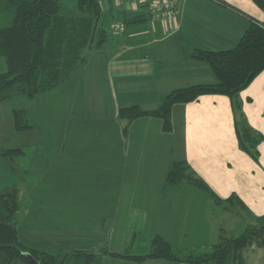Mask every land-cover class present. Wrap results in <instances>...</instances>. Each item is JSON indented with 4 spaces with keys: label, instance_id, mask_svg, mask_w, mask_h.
Segmentation results:
<instances>
[{
    "label": "crops",
    "instance_id": "0c3cea01",
    "mask_svg": "<svg viewBox=\"0 0 264 264\" xmlns=\"http://www.w3.org/2000/svg\"><path fill=\"white\" fill-rule=\"evenodd\" d=\"M105 7L107 15L115 16L125 29L91 51L73 74V82L79 80L87 89L81 93L88 96V104L75 105L73 110L86 112L77 115L80 119L88 118V112L100 120L107 108L113 115L112 125L96 127L88 121V129L81 134L86 142L105 144L103 150L86 151L83 158L91 173L89 203L108 205L111 213L107 215L113 221L105 236L107 217H88V236L96 242L81 251L105 249L104 254L110 255L106 258L117 261L114 264H172L163 259L135 262L112 254H124L127 239L135 238L138 231L148 238L159 235L177 248L194 249L200 245L194 240L207 233L216 235L214 245L223 236H231L227 228L237 225V219L248 225V221L252 224L264 216V69L238 94L242 114L262 136L257 159L239 146L228 96L206 94L174 104L169 131L162 129L159 117L127 122L118 116V110L132 105L155 109L174 89L214 83L210 66L191 58V52L233 48L251 21H264V13L252 0H181L176 19L161 23L151 21L145 7L134 0H113ZM108 86L112 88V105L96 103ZM110 128L115 130L114 139L105 134ZM80 133L81 128H75L73 137ZM114 141L115 151L110 146ZM43 156L46 158L47 151ZM179 161H185L223 203L216 204L208 192L191 183L166 184L171 163ZM5 188L7 185L0 191ZM220 206L225 207L221 211L227 217L216 210ZM124 212L128 217L120 221L117 216ZM132 217L138 219L129 230ZM111 226L116 230L114 236ZM106 237L116 242L101 240Z\"/></svg>",
    "mask_w": 264,
    "mask_h": 264
},
{
    "label": "trees",
    "instance_id": "16d2710c",
    "mask_svg": "<svg viewBox=\"0 0 264 264\" xmlns=\"http://www.w3.org/2000/svg\"><path fill=\"white\" fill-rule=\"evenodd\" d=\"M112 1L74 0L68 7L62 0H0V57L5 60V70L0 72V101L8 98L10 89L33 99L70 80L86 62L89 53L113 36L109 32L110 24L116 22L113 20L115 16H108L104 8L105 3L111 4ZM252 1L264 13V0ZM190 57L206 62L216 81L174 89L161 99L155 109L143 110L137 105L121 107L118 116L127 122L144 116L159 117L162 129L169 131L170 111L174 104L191 102L206 94L225 95L232 101L239 146L257 159V145L262 136L250 127L242 114L238 94L264 69V21H251L231 49H195ZM24 112H13V124L17 130L32 128L28 118L25 117L23 122ZM21 152L20 148L6 149L0 150V155ZM165 182L168 185L191 183L208 192L216 204L223 203L192 173L185 161L171 163ZM19 208L15 185L0 193L1 264H32L26 254L37 264H63L59 254L41 252L19 241L16 229ZM147 245L149 249L144 254H111L135 262L163 259L175 264H248L243 251L252 245L264 248V216L257 217L237 235L223 236L205 250L177 248L159 235L149 237ZM104 250H79L74 255L81 257L85 264H98L101 254L106 252Z\"/></svg>",
    "mask_w": 264,
    "mask_h": 264
},
{
    "label": "rangeland",
    "instance_id": "374dc122",
    "mask_svg": "<svg viewBox=\"0 0 264 264\" xmlns=\"http://www.w3.org/2000/svg\"><path fill=\"white\" fill-rule=\"evenodd\" d=\"M62 2L69 7L74 0H62ZM109 34L112 36L111 32ZM4 70L5 60L0 57V72ZM82 89L87 90L81 87L79 80L73 82L71 77L65 84L33 99L10 89L8 98L0 101V150L21 148L24 152L0 155V188L7 185V188L0 192L10 189L13 184L18 189L20 203L16 223L18 239L29 248L52 255L59 254L63 258V264H85L84 260L81 257H75L74 253L79 250H88L90 244L96 242V239L88 236V220H90L88 217H107L108 229L105 236L113 221V218L107 215L111 213L108 205L100 202L89 203L88 176H91V173H88V165L83 158V153L86 151L103 150L105 144L97 140L86 142L81 134L85 133V128L88 129V121L100 127V125H112L114 119L108 108L107 114L100 120L93 113L88 112V118L77 117L78 114L86 112L73 110L74 106L88 104V96L81 93ZM111 90L112 88L108 86L102 97L95 102L104 106H108V103L112 105ZM63 104L68 106L64 107ZM18 110L26 112L22 120L24 122L25 117L29 118L27 120L32 126L31 129L14 128L13 112ZM98 113L100 111H95V114ZM71 120L72 128L70 129ZM75 128H81V133L73 137ZM89 129H95V127H89ZM105 134L115 138L113 128ZM115 145L116 141L110 143L111 150L115 151ZM44 151H47L46 158L43 156ZM62 152L63 157H60ZM55 163L60 166L56 168ZM102 208L106 211L105 213L101 212ZM98 209L101 210L97 212ZM216 210L222 213L221 217L228 216L221 211H225V207L220 206ZM117 217L122 220V217H128V215L124 212ZM137 219L138 217L130 218L129 230L134 229ZM244 222L237 219V225L227 228L228 234L234 236L240 233L246 226ZM112 229V236H114L116 230L114 231L113 227ZM101 240L116 242L113 237ZM170 240L175 242L176 239ZM127 241L124 254L139 255L146 253L149 249L148 238L142 232L138 231L135 238H128ZM194 241L200 244L197 247L195 245L194 249L205 250L217 241V237L207 233ZM107 255L109 254H101L98 264L117 263L112 258H106ZM243 255L248 264H264V248L252 245L243 251Z\"/></svg>",
    "mask_w": 264,
    "mask_h": 264
},
{
    "label": "built area",
    "instance_id": "2783aa9c",
    "mask_svg": "<svg viewBox=\"0 0 264 264\" xmlns=\"http://www.w3.org/2000/svg\"><path fill=\"white\" fill-rule=\"evenodd\" d=\"M147 10L151 21L161 23L173 22L178 14L181 0H134ZM123 23L114 22L110 24V31L117 36L124 31Z\"/></svg>",
    "mask_w": 264,
    "mask_h": 264
},
{
    "label": "water",
    "instance_id": "95a60500",
    "mask_svg": "<svg viewBox=\"0 0 264 264\" xmlns=\"http://www.w3.org/2000/svg\"><path fill=\"white\" fill-rule=\"evenodd\" d=\"M26 256L31 259L32 264H37V262L34 260V258H32L29 254H26Z\"/></svg>",
    "mask_w": 264,
    "mask_h": 264
}]
</instances>
